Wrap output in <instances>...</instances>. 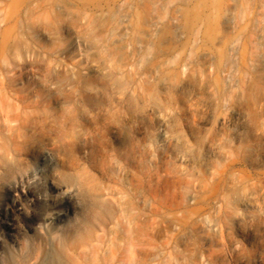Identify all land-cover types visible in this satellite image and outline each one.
<instances>
[{
	"label": "rangeland",
	"instance_id": "obj_1",
	"mask_svg": "<svg viewBox=\"0 0 264 264\" xmlns=\"http://www.w3.org/2000/svg\"><path fill=\"white\" fill-rule=\"evenodd\" d=\"M224 1L0 0V264H264V0L218 44Z\"/></svg>",
	"mask_w": 264,
	"mask_h": 264
},
{
	"label": "bare ground",
	"instance_id": "obj_2",
	"mask_svg": "<svg viewBox=\"0 0 264 264\" xmlns=\"http://www.w3.org/2000/svg\"><path fill=\"white\" fill-rule=\"evenodd\" d=\"M239 1L240 0H225L224 1V4H223L224 6L220 10V13H219L220 21L223 25V30L220 31L218 36H217L216 42H218V44L223 42V40L225 39V37L227 35L228 30L233 27L234 18L236 15L235 12H236V9L239 5ZM216 7L217 6L213 3L212 4V11L213 12H216ZM178 10H179V7L176 9V12L171 17V23H173L176 26H178V24H179L178 17H177ZM67 14H68V12H66V15ZM103 16L107 17L108 12L103 13ZM110 17L113 18L114 16H110ZM160 21H161V18L158 15H152L146 21L145 24H143L141 27H139L138 29H136L134 31V35L137 38V40L138 41H144V40H147V39L153 37L154 32H155L154 30L159 25ZM118 22L120 24V33H119L120 36H116L115 42H120L122 40V36L127 32L128 28L132 26V24L130 23V20L128 18V14H125V13L118 16ZM112 27H113V25L111 26V28ZM181 35H182L181 32H178L177 36L180 37ZM235 44H236V39H234L230 42L229 48L233 49ZM138 50H139V47L136 46L135 52L136 51L138 52ZM199 56L202 57L203 59H205L206 61H208L212 58L213 51L209 46L203 47L199 50ZM191 84L195 85V82L193 80H182L180 82L174 83V85L171 83L168 84V82H165V81L162 82L163 87H166L168 85H173V88L176 91L181 90L184 87L191 86ZM232 113H234L236 115L239 114L237 111H233ZM54 178L61 180L59 177H56V176H54ZM51 212H52V210L50 211V207L48 208L46 206L45 209H43V211L40 212L39 217L45 218ZM48 228L49 229L47 231V234H50L51 232H53L52 231L53 227H50V225H49ZM28 238L29 237H27V239ZM47 239L48 238H45L42 236L40 238V241H38V242L40 243L41 241H44V240L46 242H48ZM26 242H28V240ZM39 245H38V247H39ZM40 246H42V245H40ZM47 250H46V253L44 254V259L41 260V262L39 264H67V262L64 263L65 259L63 260L60 250H57V249L48 250V251ZM36 253H37V247L34 244H32L31 242H28V243H25V246L23 247L22 253H20L18 256L15 255L12 251H9L7 259L5 261L3 260L1 262V264H26L27 261H29Z\"/></svg>",
	"mask_w": 264,
	"mask_h": 264
}]
</instances>
